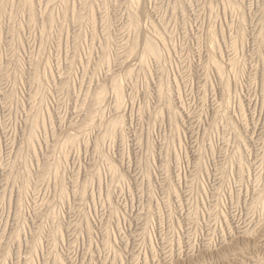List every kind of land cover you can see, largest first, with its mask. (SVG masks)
Masks as SVG:
<instances>
[{"label": "rangeland", "instance_id": "374dc122", "mask_svg": "<svg viewBox=\"0 0 264 264\" xmlns=\"http://www.w3.org/2000/svg\"><path fill=\"white\" fill-rule=\"evenodd\" d=\"M0 264H264V0H0Z\"/></svg>", "mask_w": 264, "mask_h": 264}]
</instances>
